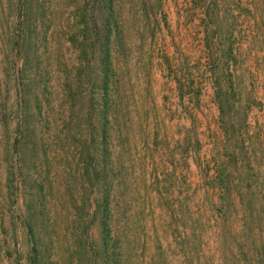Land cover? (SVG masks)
I'll list each match as a JSON object with an SVG mask.
<instances>
[{
    "label": "trees",
    "instance_id": "obj_1",
    "mask_svg": "<svg viewBox=\"0 0 264 264\" xmlns=\"http://www.w3.org/2000/svg\"><path fill=\"white\" fill-rule=\"evenodd\" d=\"M117 1L88 0L79 9V31L69 39L79 52L73 61L32 56L36 29L29 7L23 6L29 34L14 44V64L22 59L20 53H26L17 72V107L5 115L14 114L17 120L5 151V188L12 212L7 228L16 238L21 232L25 241L21 247L26 248L5 252L13 255L15 250L17 264H170L169 259L172 264H200L202 247L194 248L189 230L178 225L179 217L184 223L193 220V214L182 205L180 215L177 204L172 210L169 204V198L177 195L168 185L183 184L173 170L174 162H189L182 151L172 153L151 142L158 140L157 125L152 128L142 115L152 109L140 104L134 87H128L116 56L123 33ZM230 55L227 61L219 56V70L212 73L216 98L226 143L247 150L249 133L237 134L238 116L232 115L236 89L229 62L236 59L233 50ZM174 81L182 99L196 87L179 70ZM237 148L232 152L237 165H242ZM225 172L217 167L210 177L223 208L221 216L227 217L223 233L229 255L221 253L216 264H229L228 258L233 264L236 260V264H264V241L262 245L263 239L248 223L257 219L252 207L243 204L238 221L244 220L245 226L230 230L238 217L227 216V205L236 203ZM238 193L243 197V191ZM0 206L7 209L6 202ZM162 210L169 212L160 214ZM169 219L174 231L166 239L180 251L167 259L160 227ZM217 222L220 225L221 219Z\"/></svg>",
    "mask_w": 264,
    "mask_h": 264
},
{
    "label": "rangeland",
    "instance_id": "obj_2",
    "mask_svg": "<svg viewBox=\"0 0 264 264\" xmlns=\"http://www.w3.org/2000/svg\"><path fill=\"white\" fill-rule=\"evenodd\" d=\"M87 1L0 0V202L7 203V209L0 206V264H17L15 250L13 255L9 251L13 247H17V251L26 249L22 248L25 241L21 232L18 238L12 230L8 232L12 212L8 210L5 188V151L17 122L14 114L5 115L17 107V72L23 66V53H26L25 50L20 53L22 59L14 64L17 54L14 44L27 39L25 34H29V30L25 32L29 24L23 6L29 7V19H33L36 29L31 41L32 56H63L73 61L79 52L69 39L79 31L78 11L87 6ZM117 7L123 31L116 52L118 64L128 87H134L137 92L140 104L152 109L142 115L144 122L146 119L152 122V128L157 125L158 140L153 138L151 142L160 149L169 148L172 153L182 151L189 162V165L183 163L186 162L183 159L174 162L173 170L177 169L183 184L176 183V188L168 185L177 195L169 198V204L171 210L177 204L180 215L182 205L193 214V220L187 219L184 223L179 217L178 225L189 230L188 240L193 241L194 248L202 247L200 264L205 261L216 264L221 253L229 255L223 233L227 217L221 216L223 208H219V195L210 179L217 167L227 171L226 178L235 195V206L226 204L227 216L235 213L238 217L232 220L230 230L237 232L245 226L244 220L238 219L244 213L243 204L248 205L257 218L248 223L253 226L254 235L263 239V245L264 0H118ZM232 50L236 59L229 62L236 89L232 115L238 116L237 134L239 131L249 133L247 147L250 149L247 150L235 143L231 147L232 143L225 141L212 75L219 70L218 57L222 55L225 61L230 60ZM223 65V72L227 73L226 62ZM176 70L184 73L188 83L194 80L196 86L191 93L186 92L183 99L174 81ZM178 141H182L183 146ZM236 147H239L238 160L242 165H237V157L233 155ZM186 149L197 153L186 154ZM238 191L244 192L243 197ZM21 204L17 202L16 206ZM162 211L159 213L169 212ZM217 218L221 219L220 225ZM166 222L160 227V236L169 259L178 254L180 248L166 239L174 231L170 219ZM234 242L237 240L230 243ZM228 259L229 264H233ZM169 260L170 264L174 261Z\"/></svg>",
    "mask_w": 264,
    "mask_h": 264
}]
</instances>
